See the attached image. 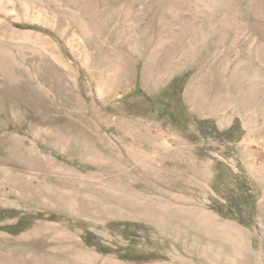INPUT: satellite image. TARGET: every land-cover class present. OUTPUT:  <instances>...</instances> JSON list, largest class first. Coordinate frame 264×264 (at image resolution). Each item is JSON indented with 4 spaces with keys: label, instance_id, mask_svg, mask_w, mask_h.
Segmentation results:
<instances>
[{
    "label": "rangeland",
    "instance_id": "rangeland-1",
    "mask_svg": "<svg viewBox=\"0 0 264 264\" xmlns=\"http://www.w3.org/2000/svg\"><path fill=\"white\" fill-rule=\"evenodd\" d=\"M185 73L187 111L239 140L168 118ZM216 162L251 228L211 210ZM1 210L42 217L0 221V264H137L83 241L126 246V221L140 264H264V0H0Z\"/></svg>",
    "mask_w": 264,
    "mask_h": 264
},
{
    "label": "trees",
    "instance_id": "trees-1",
    "mask_svg": "<svg viewBox=\"0 0 264 264\" xmlns=\"http://www.w3.org/2000/svg\"><path fill=\"white\" fill-rule=\"evenodd\" d=\"M188 78V73L173 78L163 90V95L165 97L167 96L169 99L178 97V103L181 102V91L179 88L187 82ZM136 92H140L139 87ZM167 92L169 95L166 94ZM168 110L169 109H166L165 112ZM168 118L173 121V124L176 126H181L182 123H185L181 122V119L186 118L190 123L192 122L197 126L199 135L202 137L216 136L226 140H239L244 134L238 121H235L228 129L219 131L213 121L200 120L189 113L182 102L176 105V110H171ZM208 128L212 130L211 133L208 132ZM214 172L215 175L211 190L216 195V199L213 201L214 203L211 206V210L226 219L237 221L240 225L251 228L255 223L257 209L250 179L242 174H236L229 166L221 162H216ZM41 217L40 215L33 216L22 214L14 210L0 211V221L7 218H18L16 225L10 228V231H13L12 233L24 231L35 220L41 219ZM50 220H55V217L53 216ZM136 227V223L127 221L114 222L110 225V228L117 231L123 240L128 241L126 246L118 245L116 248L106 246L99 237L89 231L85 232L83 241L85 245L95 248L99 253L114 254L122 261L140 264L142 260L138 256L137 242L134 240L136 237ZM155 259L156 258L153 257L146 261L149 262Z\"/></svg>",
    "mask_w": 264,
    "mask_h": 264
},
{
    "label": "bare ground",
    "instance_id": "bare-ground-1",
    "mask_svg": "<svg viewBox=\"0 0 264 264\" xmlns=\"http://www.w3.org/2000/svg\"><path fill=\"white\" fill-rule=\"evenodd\" d=\"M145 167H147V166H145ZM155 171V170H154ZM141 177V176H140ZM154 197V196H153Z\"/></svg>",
    "mask_w": 264,
    "mask_h": 264
}]
</instances>
